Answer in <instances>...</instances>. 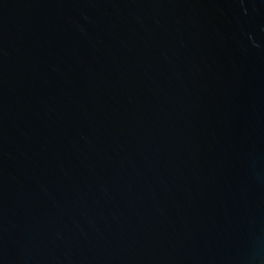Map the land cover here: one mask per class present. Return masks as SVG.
Wrapping results in <instances>:
<instances>
[{
	"label": "water",
	"instance_id": "95a60500",
	"mask_svg": "<svg viewBox=\"0 0 264 264\" xmlns=\"http://www.w3.org/2000/svg\"><path fill=\"white\" fill-rule=\"evenodd\" d=\"M0 264H264V0H0Z\"/></svg>",
	"mask_w": 264,
	"mask_h": 264
}]
</instances>
